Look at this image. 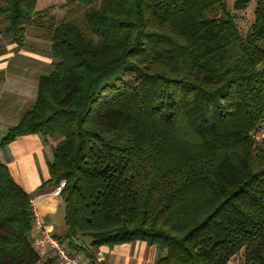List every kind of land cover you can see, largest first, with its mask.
I'll list each match as a JSON object with an SVG mask.
<instances>
[{"label": "trees", "instance_id": "obj_1", "mask_svg": "<svg viewBox=\"0 0 264 264\" xmlns=\"http://www.w3.org/2000/svg\"><path fill=\"white\" fill-rule=\"evenodd\" d=\"M70 1L85 29L0 0V38L22 48L36 26L50 42L53 69L0 145L57 141L42 184L65 180L57 238L92 264L91 248L137 240L165 252L155 264H264V0L245 34L225 0ZM33 231L0 164V264H35Z\"/></svg>", "mask_w": 264, "mask_h": 264}, {"label": "crops", "instance_id": "obj_2", "mask_svg": "<svg viewBox=\"0 0 264 264\" xmlns=\"http://www.w3.org/2000/svg\"><path fill=\"white\" fill-rule=\"evenodd\" d=\"M31 41L25 39L22 48H18L15 43L0 41L4 49L0 54V72L3 73L0 82V142L8 130L32 107L38 94L39 78L48 75L53 69L50 42L40 35H36ZM56 142L53 138L40 134L21 135L5 146L0 145V164L8 168L13 180L34 201L44 227L54 236L60 237L66 231L63 199L60 195L52 194L53 186H42L50 178L48 163L53 157ZM35 234L34 229L33 239ZM90 241V237L73 239L76 246H86ZM62 242L67 248L66 240ZM91 250L101 264H155L165 255V252L158 251L142 240L112 247L101 245ZM72 252L86 264H92L84 256L82 249ZM35 264H57L54 252L47 249Z\"/></svg>", "mask_w": 264, "mask_h": 264}, {"label": "rangeland", "instance_id": "obj_3", "mask_svg": "<svg viewBox=\"0 0 264 264\" xmlns=\"http://www.w3.org/2000/svg\"><path fill=\"white\" fill-rule=\"evenodd\" d=\"M225 2L228 9L231 11V14L236 24L238 25V28L240 29L241 33L245 34L254 19L253 11L256 0H250L244 10H234L232 6L234 0H225ZM78 5V3L70 0H37L35 10L41 11L48 8L49 11L46 14L47 19L50 17H54L57 21L72 22L78 25L81 29H85L86 26L82 19L83 8ZM47 19L44 20L45 23L47 22ZM37 31H39L38 27L36 30V26H28L26 31V35L28 34V36L25 39H27L28 41L32 40L31 42H33ZM0 40L9 42V39L3 38L2 36ZM259 68H264V62L259 65ZM254 137L258 144L264 146V120L261 122V125L255 131Z\"/></svg>", "mask_w": 264, "mask_h": 264}, {"label": "built area", "instance_id": "obj_4", "mask_svg": "<svg viewBox=\"0 0 264 264\" xmlns=\"http://www.w3.org/2000/svg\"><path fill=\"white\" fill-rule=\"evenodd\" d=\"M65 186V180H60L52 188V194L58 196L61 194ZM30 205L32 210V224L35 229V237L33 239V248L35 252L42 256L47 249H51L54 252L55 260L57 264H86L80 260L75 254L71 253L61 242L48 231L39 217L34 201L30 199Z\"/></svg>", "mask_w": 264, "mask_h": 264}]
</instances>
